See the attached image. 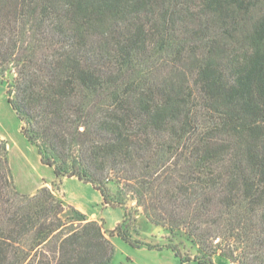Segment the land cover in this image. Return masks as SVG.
<instances>
[{"label": "trees", "instance_id": "1", "mask_svg": "<svg viewBox=\"0 0 264 264\" xmlns=\"http://www.w3.org/2000/svg\"><path fill=\"white\" fill-rule=\"evenodd\" d=\"M0 76L56 178L130 192L165 232L132 239L124 209L106 234L47 186L20 193L0 139V264H109L114 233L264 264V0H0Z\"/></svg>", "mask_w": 264, "mask_h": 264}, {"label": "crops", "instance_id": "2", "mask_svg": "<svg viewBox=\"0 0 264 264\" xmlns=\"http://www.w3.org/2000/svg\"><path fill=\"white\" fill-rule=\"evenodd\" d=\"M5 78L6 76H0V139L7 146V159L16 189L20 193L32 195L40 187L47 186L65 206H70L84 214L88 220L101 224L106 234L114 230L123 221L125 208L105 202L101 191L91 182L74 175L55 177L53 168L41 161L38 148L24 137L21 131L22 121L8 101ZM109 238L111 242L122 239L115 233ZM156 250L164 255V259L171 260V264H180L171 250L165 247ZM190 252L192 257L194 250ZM211 259L213 264H232L218 253Z\"/></svg>", "mask_w": 264, "mask_h": 264}, {"label": "rangeland", "instance_id": "3", "mask_svg": "<svg viewBox=\"0 0 264 264\" xmlns=\"http://www.w3.org/2000/svg\"><path fill=\"white\" fill-rule=\"evenodd\" d=\"M124 208L130 213L129 220L127 221V229L132 239L149 242L151 244H163L165 232L160 226H156L146 220L141 213V208L136 206V201L130 192L125 194ZM111 243L113 246V254L109 264H171V260L164 259V255L156 250L159 248L131 244L123 239L115 240ZM184 249H182L183 252H186Z\"/></svg>", "mask_w": 264, "mask_h": 264}]
</instances>
